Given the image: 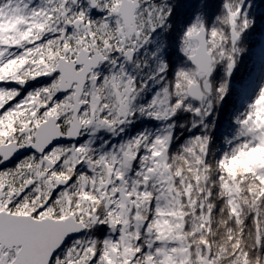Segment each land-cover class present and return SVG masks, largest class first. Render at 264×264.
Returning <instances> with one entry per match:
<instances>
[{
    "label": "snow or ice",
    "instance_id": "6c2138e0",
    "mask_svg": "<svg viewBox=\"0 0 264 264\" xmlns=\"http://www.w3.org/2000/svg\"><path fill=\"white\" fill-rule=\"evenodd\" d=\"M0 264H264V0H0Z\"/></svg>",
    "mask_w": 264,
    "mask_h": 264
}]
</instances>
